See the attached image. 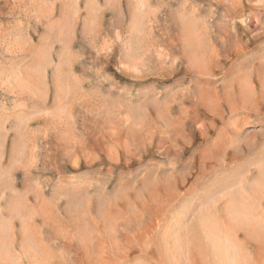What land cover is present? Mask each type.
I'll use <instances>...</instances> for the list:
<instances>
[{"label":"rangeland","instance_id":"rangeland-1","mask_svg":"<svg viewBox=\"0 0 264 264\" xmlns=\"http://www.w3.org/2000/svg\"><path fill=\"white\" fill-rule=\"evenodd\" d=\"M0 221V264H264V0H0Z\"/></svg>","mask_w":264,"mask_h":264},{"label":"bare ground","instance_id":"bare-ground-1","mask_svg":"<svg viewBox=\"0 0 264 264\" xmlns=\"http://www.w3.org/2000/svg\"><path fill=\"white\" fill-rule=\"evenodd\" d=\"M233 198V197H232ZM240 198H241V196H240ZM234 199H235V197H234ZM243 199V198H242ZM232 204H231V203ZM230 202H228V203H230L231 205H230V208L234 211H236L237 213L238 212H241L243 215L244 214H247V210L249 209V205L248 204H246L247 202L245 201V200H237V201H230ZM232 213H234V212H232ZM234 214H236V213H234ZM240 216V215H239ZM246 216V215H245ZM0 223H2L1 221H0ZM213 231H214V229H212ZM212 235H214V234H212ZM214 237V236H213ZM225 253H223V255H224ZM227 254V253H226ZM226 254H225V256H224V262H225V264H233V260H232V258H228L227 256H226ZM234 258V257H233ZM222 264H223V262H222Z\"/></svg>","mask_w":264,"mask_h":264}]
</instances>
